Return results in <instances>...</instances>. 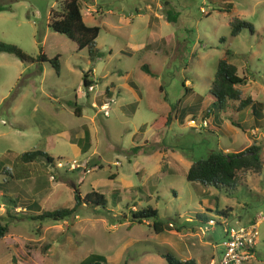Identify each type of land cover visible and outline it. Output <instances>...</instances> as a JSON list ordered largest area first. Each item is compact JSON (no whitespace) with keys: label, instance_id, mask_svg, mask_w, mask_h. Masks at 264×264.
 I'll use <instances>...</instances> for the list:
<instances>
[{"label":"rangeland","instance_id":"obj_1","mask_svg":"<svg viewBox=\"0 0 264 264\" xmlns=\"http://www.w3.org/2000/svg\"><path fill=\"white\" fill-rule=\"evenodd\" d=\"M78 3L83 22L99 27L100 55L93 61L85 48L77 50L73 40L48 26L58 0H0L7 6L0 10V41L30 56L56 54L58 61L54 71L47 60L22 61L0 52V161L12 174L15 193L23 191L22 202L70 207L76 188L80 196L90 189L102 193L105 206L81 204L61 220L37 221L22 212L7 218L0 191V224L7 225L0 264H77L91 253L108 264H167L159 254L165 251L196 264H218L221 225L201 233L198 226L205 221L195 215L219 216L214 210L223 208L229 209L230 224L255 222L252 251L242 264H264V107L260 127L249 128V108L234 113L245 130L225 117L236 102H228L218 122L203 116L224 49L237 74L246 77L238 85L241 96L264 104V0ZM234 18L248 21L251 32L243 27L230 35ZM87 69L92 82L83 86ZM159 115L168 116V123L155 125ZM199 120L206 121L202 129ZM83 128L89 133L86 153L70 142ZM252 142L259 146L261 170L238 173L230 195L185 179L191 159L210 150L239 151ZM32 148L47 152L53 162H20L18 154ZM6 177L0 172V180ZM146 206L172 228L156 232L150 219L131 217Z\"/></svg>","mask_w":264,"mask_h":264},{"label":"trees","instance_id":"obj_2","mask_svg":"<svg viewBox=\"0 0 264 264\" xmlns=\"http://www.w3.org/2000/svg\"><path fill=\"white\" fill-rule=\"evenodd\" d=\"M7 6L0 5V10L5 9ZM58 11L49 10L48 26L55 32L65 35L67 38L73 40L76 44V49L85 48L86 58L89 61H93L100 55V51L96 47L95 37L98 34L99 27L97 25H87L83 22L78 0H58ZM166 18H171L170 12H166ZM243 27H247L251 32V24L243 19L234 18L230 22V35H236L237 32ZM0 52L11 53L22 61H44L47 60L53 67L54 71L58 69L57 55H53L48 58L43 52H38L35 56H30L24 53L19 47L14 44L0 41ZM224 56L218 59L216 63L215 71L213 72L210 82V88L207 91L208 103L203 116H211L213 120L218 122L220 114H225L226 108H229L228 102H236L235 105L230 106V113L225 117L229 123L233 126L240 127L241 130H245V127L234 118V113H237L242 108H249L252 117L251 127H260L262 123V109L264 104L260 101L252 99L250 96H241V91L238 85L245 83L246 77L239 76L236 72V66L227 60L229 50L224 49ZM140 68L147 74H152L146 64H141ZM89 69L82 71L81 80L83 86H90L91 80L88 78L87 72ZM106 92L107 87L104 89ZM73 112L78 115L79 109L75 102H72ZM133 108V107H132ZM178 111L175 116L178 115L182 118L184 115V108L176 109ZM211 119V120H212ZM169 120L168 116L159 115L156 117L155 125L167 124ZM211 123V122H210ZM214 128H217V124H212ZM198 129H202L198 128ZM89 139V133L86 128L82 130V136L76 139V143L83 152L87 148ZM133 152L136 151L137 146L131 147ZM18 160L22 163H28L32 161L43 160L49 165L53 162L52 156L47 152L32 148L18 154ZM3 161H0L1 173H5L9 179L3 178L0 180L1 196L5 199L4 214L7 218H15L18 213H25L30 219L37 221L41 220H61L71 216L75 208L81 204L97 209L96 206H105V196L102 193L90 189L80 196L75 188L73 190V203L70 207H55L52 209H42L35 199H25L24 202L19 199V195L23 191L15 193L16 188L13 185L12 174L8 170L4 169ZM6 170V171H4ZM245 170H252L259 172L261 170V160L259 156V146L254 142L248 144L246 147L239 151L223 152L221 150H210L204 156H197L190 160L187 169L184 171V177L188 181H196L204 186H213L219 190H222L226 194H231L234 188L238 173H242ZM113 191H116L114 189ZM21 192V193H20ZM14 194V198L11 196ZM16 207L20 209L14 211ZM229 209H217L214 210L218 215L224 217L228 216ZM17 213V214H16ZM131 217L136 221L141 219H150L151 226L154 231L159 232L163 229H171V224H164L157 218L156 209L150 206L136 208L131 211ZM196 220H206L205 215H195ZM6 223L0 224V237L6 232ZM174 230L178 231L176 228ZM254 244V243H253ZM248 248V251H252V247ZM49 246L48 243H44L42 249H46ZM161 257L167 264H196L192 257L178 258L169 251L159 252ZM77 264H108L104 256L99 254H88L82 258Z\"/></svg>","mask_w":264,"mask_h":264},{"label":"built area","instance_id":"obj_3","mask_svg":"<svg viewBox=\"0 0 264 264\" xmlns=\"http://www.w3.org/2000/svg\"><path fill=\"white\" fill-rule=\"evenodd\" d=\"M101 109L107 108L104 103L100 106ZM205 121V120H204ZM199 120L198 128L206 126V121ZM194 124V120H192ZM215 224L221 225L222 236L220 241L216 244L220 246V257L218 264H242L249 256L248 248L254 243L255 236V222L248 224L236 223L230 224L224 216L212 215L208 217L205 222L198 226L200 232L208 229V226ZM213 263V261H211Z\"/></svg>","mask_w":264,"mask_h":264},{"label":"crops","instance_id":"obj_4","mask_svg":"<svg viewBox=\"0 0 264 264\" xmlns=\"http://www.w3.org/2000/svg\"><path fill=\"white\" fill-rule=\"evenodd\" d=\"M89 73L91 74L92 73V69H89ZM89 73L87 72V75H88V78L91 80V78L89 77ZM92 81V80H91ZM0 100H2V99H0ZM93 102H91V104H92ZM207 103H208V100H207ZM252 130V129H251ZM77 136H79V135H77ZM78 137H76V139H77ZM76 139H74V141H70L71 143H74L76 146H78L77 145V143H76ZM78 149H79V152L80 153H86V151L84 150V152H81L80 151V148H79V146H78ZM51 156V155H50ZM53 158V157H52ZM189 165V164H188ZM188 167V166H187ZM1 194H2V192H1ZM186 219H189V218H186ZM184 259V258H183Z\"/></svg>","mask_w":264,"mask_h":264}]
</instances>
